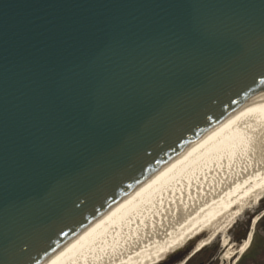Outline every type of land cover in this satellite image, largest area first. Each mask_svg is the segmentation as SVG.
Instances as JSON below:
<instances>
[{"label":"water","instance_id":"1","mask_svg":"<svg viewBox=\"0 0 264 264\" xmlns=\"http://www.w3.org/2000/svg\"><path fill=\"white\" fill-rule=\"evenodd\" d=\"M264 90V0H0V264H39Z\"/></svg>","mask_w":264,"mask_h":264},{"label":"bare ground","instance_id":"2","mask_svg":"<svg viewBox=\"0 0 264 264\" xmlns=\"http://www.w3.org/2000/svg\"><path fill=\"white\" fill-rule=\"evenodd\" d=\"M263 195L264 90L39 264H157L198 238L195 250L217 236L227 246V230ZM233 256L228 247L222 259Z\"/></svg>","mask_w":264,"mask_h":264},{"label":"flooded vegetation","instance_id":"3","mask_svg":"<svg viewBox=\"0 0 264 264\" xmlns=\"http://www.w3.org/2000/svg\"><path fill=\"white\" fill-rule=\"evenodd\" d=\"M249 229L248 222L240 225H236L235 228L229 233L228 245H222L219 240L214 242L210 248H204L202 251L191 253L190 250L193 244L189 245L186 249L178 251L175 254L165 257L157 264H225L222 259L224 251L229 247L234 250V255L237 256L235 264H260V259L253 256H249L255 246H252L251 250H246L243 254H237L240 245L242 244V239L245 238L247 231ZM232 262V259L229 260Z\"/></svg>","mask_w":264,"mask_h":264},{"label":"rangeland","instance_id":"4","mask_svg":"<svg viewBox=\"0 0 264 264\" xmlns=\"http://www.w3.org/2000/svg\"><path fill=\"white\" fill-rule=\"evenodd\" d=\"M262 208H264V195L258 200L257 204L254 207L246 210L241 216H239L237 221L234 223V226H232L230 230H227L228 232L226 233L228 238L229 233L232 231L233 228L236 227V225H240L242 222L244 224H247L248 222V226H249L253 224L252 220L255 218V216L260 215L258 219L255 221L253 226L254 233H253L251 247L255 246V248L251 252H249V256L258 258V260L260 259V264H264V210H261ZM217 240H219V242L222 244L221 237L218 236L214 238L209 244L204 246L203 249L210 248ZM251 247H249L248 250H251L250 249ZM244 264H252V263L251 262L246 263L245 261Z\"/></svg>","mask_w":264,"mask_h":264}]
</instances>
